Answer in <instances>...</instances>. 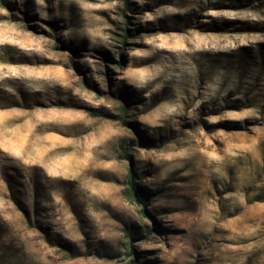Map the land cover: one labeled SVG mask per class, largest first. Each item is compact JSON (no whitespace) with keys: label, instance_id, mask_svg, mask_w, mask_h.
<instances>
[{"label":"rangeland","instance_id":"rangeland-1","mask_svg":"<svg viewBox=\"0 0 264 264\" xmlns=\"http://www.w3.org/2000/svg\"><path fill=\"white\" fill-rule=\"evenodd\" d=\"M130 261L264 264V0H0V264Z\"/></svg>","mask_w":264,"mask_h":264},{"label":"trees","instance_id":"trees-1","mask_svg":"<svg viewBox=\"0 0 264 264\" xmlns=\"http://www.w3.org/2000/svg\"><path fill=\"white\" fill-rule=\"evenodd\" d=\"M122 38L125 39L126 35H123ZM134 179H135V173L133 171H129L127 175L129 197L132 201L138 202L139 204L142 203L144 205L140 196L139 189L137 188V185L134 183ZM125 231L128 239L132 241L135 238L136 231L132 227H127ZM130 252H133V250ZM135 263H136L135 261L134 262L130 261V264H135Z\"/></svg>","mask_w":264,"mask_h":264}]
</instances>
